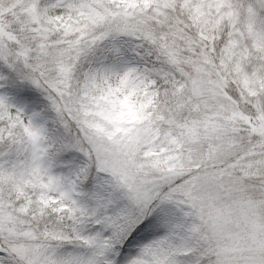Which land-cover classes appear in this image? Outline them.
<instances>
[{
	"label": "snow or ice",
	"instance_id": "6c2138e0",
	"mask_svg": "<svg viewBox=\"0 0 264 264\" xmlns=\"http://www.w3.org/2000/svg\"><path fill=\"white\" fill-rule=\"evenodd\" d=\"M0 264H264V0H0Z\"/></svg>",
	"mask_w": 264,
	"mask_h": 264
}]
</instances>
